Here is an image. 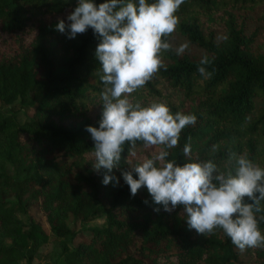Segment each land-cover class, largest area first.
<instances>
[{"label":"trees","instance_id":"16d2710c","mask_svg":"<svg viewBox=\"0 0 264 264\" xmlns=\"http://www.w3.org/2000/svg\"><path fill=\"white\" fill-rule=\"evenodd\" d=\"M76 6L78 0H0V264H33L50 235L58 240L57 258L34 264H264V247L242 252L222 229L209 236L189 229L182 205L165 212L146 187L132 196L121 170L151 155L142 141L130 162L125 144L120 168L112 170L119 185L102 183L106 170H93L94 141L86 131L99 127L103 110L100 39L91 27L74 39L56 30L61 19L70 23ZM256 6L258 23L250 27L239 11ZM176 15L175 32L163 38L171 44L162 53L167 70L130 99L196 116L167 159L222 166L236 153L264 168V0H184ZM175 35L188 45L183 54L170 41ZM205 56L207 79L198 71ZM16 99L33 107L31 117L17 118ZM100 215L101 225H84ZM259 227L264 233V221Z\"/></svg>","mask_w":264,"mask_h":264},{"label":"clouds","instance_id":"9594fccd","mask_svg":"<svg viewBox=\"0 0 264 264\" xmlns=\"http://www.w3.org/2000/svg\"><path fill=\"white\" fill-rule=\"evenodd\" d=\"M184 0H105L97 5L94 0H78L68 16L70 23L61 19L56 30L67 31L68 38L85 33L89 27L100 39L96 59L101 66V80L105 85L100 93L102 115L99 127L86 126L94 141L93 170L104 172V185H119L112 170L120 168L125 144L129 146L126 161L137 157V141L152 149L150 156L139 157L140 162L122 171L125 183L134 197L146 187L154 204L171 213L183 206L189 229L209 236L217 228L230 237L242 252L247 248L264 247V233L257 213L264 212V168L246 154L230 153L227 161L218 165L212 160L187 162L183 165L167 159L169 149L175 148L182 130L196 123L193 114L172 113L163 102L153 101L147 106L130 99L144 87L161 68L166 69L162 53L171 44L163 39L175 32L176 15ZM187 43L181 44L177 54H183ZM210 63L202 58L199 73L211 76L205 67ZM191 138L183 154L191 155ZM217 146H213V151ZM133 173L138 174L134 178ZM248 201L245 202V198ZM145 203H148L146 200ZM157 213L160 207L154 209Z\"/></svg>","mask_w":264,"mask_h":264},{"label":"rangeland","instance_id":"374dc122","mask_svg":"<svg viewBox=\"0 0 264 264\" xmlns=\"http://www.w3.org/2000/svg\"><path fill=\"white\" fill-rule=\"evenodd\" d=\"M259 6H256V8L248 10H240L239 12L248 16V21H250V27L255 26L258 23L257 14H258ZM218 26H221V22L217 21ZM221 30L219 29V32ZM171 43L176 44L177 46H180L181 44H184L183 38L181 36H173L170 39ZM260 43L264 46V33L259 37ZM8 105H4L6 108ZM11 107L13 108V111L15 112L17 118L22 121L26 118H29L32 116L33 113V107L31 105H24L22 104L19 99H16ZM31 212L34 214L36 218L42 219L43 227L49 231V226L47 221L45 220V217L42 215L41 211H39L35 206H31ZM19 216L23 222L26 221V218L23 214L19 213ZM103 216L100 215L99 217L90 220L89 222L85 223L84 225H101L103 222ZM80 222H76V227L80 226ZM59 246H58V240L50 235L47 242H45L41 247L39 248V256L33 261V264L37 261H54L58 256Z\"/></svg>","mask_w":264,"mask_h":264}]
</instances>
